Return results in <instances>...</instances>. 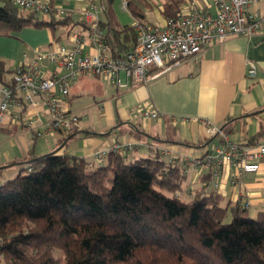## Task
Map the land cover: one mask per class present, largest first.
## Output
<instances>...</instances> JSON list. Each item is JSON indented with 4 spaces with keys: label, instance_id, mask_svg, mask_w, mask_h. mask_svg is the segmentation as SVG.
<instances>
[{
    "label": "trees",
    "instance_id": "obj_1",
    "mask_svg": "<svg viewBox=\"0 0 264 264\" xmlns=\"http://www.w3.org/2000/svg\"><path fill=\"white\" fill-rule=\"evenodd\" d=\"M125 1L137 23L102 29L111 57L130 50L136 25L146 24L142 0ZM180 2L163 3L165 18L179 12ZM50 7L41 14L0 0V34L72 23ZM11 72L0 60V83ZM126 152L108 153L100 163L57 151L24 160L30 170L0 185V262L264 264V211L252 217L237 202L201 189L186 199L181 163L157 149L138 158Z\"/></svg>",
    "mask_w": 264,
    "mask_h": 264
},
{
    "label": "crops",
    "instance_id": "obj_2",
    "mask_svg": "<svg viewBox=\"0 0 264 264\" xmlns=\"http://www.w3.org/2000/svg\"><path fill=\"white\" fill-rule=\"evenodd\" d=\"M43 1L61 10V16H70L72 23L54 30L49 26L26 25L10 35L0 34V60L8 70L30 62L36 50H52L61 44L73 46L76 34L84 53H96L98 49L87 35L90 21L82 15L91 3L105 5V10L95 14L102 29L107 23L115 27L137 23L125 0H114L110 6L104 0ZM190 1L181 0L179 11ZM195 1L214 11L212 0ZM164 2L137 3L146 24L164 22ZM248 11H255L262 19L254 34L233 35L216 42L154 77L158 69L151 66L150 78L144 82H136L120 72L123 85L117 87L107 78L81 74L70 84L65 97V106L81 118L79 126L69 133L56 131L36 137L22 124H0V185L26 167L23 161L31 156L57 151L100 163L92 157L95 149L112 140L126 141L134 143L126 152L129 157H146L162 147L175 152V162L181 163L182 170L185 164L186 169L182 197L189 198L197 189L216 192L242 207L248 202L244 208L256 217L264 211V157L259 161V169L243 176L237 185L230 182L237 166H220L217 187L211 183L214 167L190 163L223 140L264 143V0L250 4ZM250 63L256 67L254 76L247 72ZM54 72L62 75L65 71L44 61L42 73L49 76ZM146 110H155L160 117L144 118L141 112ZM35 111L43 120L48 118L43 104L37 105ZM211 126L219 132L211 134ZM163 157L169 160V156Z\"/></svg>",
    "mask_w": 264,
    "mask_h": 264
},
{
    "label": "built area",
    "instance_id": "obj_3",
    "mask_svg": "<svg viewBox=\"0 0 264 264\" xmlns=\"http://www.w3.org/2000/svg\"><path fill=\"white\" fill-rule=\"evenodd\" d=\"M25 10L41 14L48 13L50 4L43 0H10ZM261 0H212L214 11L191 0L188 6L175 16L164 19L163 23L137 24V40L128 51L111 57L102 44L103 30L95 21V14L105 10V5H95L82 10V15L90 21L87 35L96 45L94 54L84 53L79 34L75 44L58 45L52 50H36L30 62L12 69L6 83H0V124L19 123L32 131L36 137L53 132L69 133L77 128L80 116L66 106L65 97L69 87L81 74L109 79L115 86H122L120 72L134 81L150 78L151 66L157 67L153 77L170 70L187 57L201 53L216 42H222L233 35L251 36L260 27L262 19L255 12H249L250 4ZM59 14L61 10L56 9ZM49 61L64 69V74L56 72L49 76L42 73V64ZM248 75L254 76L256 67L249 64ZM43 104L48 118L43 120L35 107ZM144 118L158 119L155 110L141 112ZM211 134L219 132L215 126L209 127ZM134 143L112 140L92 152L94 160L101 162L108 153L123 152L133 148ZM162 155L169 156L171 163L176 154L169 149H159ZM264 157V143L224 141L212 145L205 153L193 159V163H204L214 167L211 183L217 187L218 168L224 164L237 166L230 182L237 185L248 173L259 169V161ZM183 164V170L186 171ZM30 170V166H26ZM244 207L248 202L243 203Z\"/></svg>",
    "mask_w": 264,
    "mask_h": 264
},
{
    "label": "rangeland",
    "instance_id": "obj_4",
    "mask_svg": "<svg viewBox=\"0 0 264 264\" xmlns=\"http://www.w3.org/2000/svg\"><path fill=\"white\" fill-rule=\"evenodd\" d=\"M148 19H149V18H148ZM1 137H3V135H2ZM0 149H1V146H0Z\"/></svg>",
    "mask_w": 264,
    "mask_h": 264
}]
</instances>
